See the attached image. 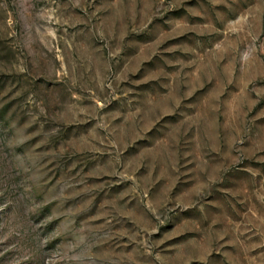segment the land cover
Instances as JSON below:
<instances>
[{"label":"rangeland","instance_id":"374dc122","mask_svg":"<svg viewBox=\"0 0 264 264\" xmlns=\"http://www.w3.org/2000/svg\"><path fill=\"white\" fill-rule=\"evenodd\" d=\"M0 264H264V0H0Z\"/></svg>","mask_w":264,"mask_h":264}]
</instances>
